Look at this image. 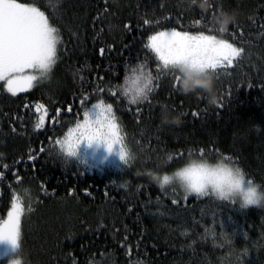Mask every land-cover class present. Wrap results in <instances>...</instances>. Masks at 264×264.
Listing matches in <instances>:
<instances>
[{
  "label": "trees",
  "instance_id": "trees-1",
  "mask_svg": "<svg viewBox=\"0 0 264 264\" xmlns=\"http://www.w3.org/2000/svg\"><path fill=\"white\" fill-rule=\"evenodd\" d=\"M37 6L60 30L56 63L27 91L12 95L0 84V165H8L0 167V217L15 192L26 208L21 264H264V207L245 209L215 196L185 199L180 188L161 189L146 173L201 160L203 149L204 160L231 157L264 186V0H38ZM222 15L232 18L225 33L218 31ZM168 29L230 41L234 35L243 47L233 67L212 74L216 103L200 89L185 94L182 82L174 87L168 72L154 81L148 101L117 102L108 89L122 85L130 69L147 63L156 75L157 60L144 45ZM100 99L113 104L123 126L127 164L99 163L80 149L70 158L55 143Z\"/></svg>",
  "mask_w": 264,
  "mask_h": 264
},
{
  "label": "snow or ice",
  "instance_id": "snow-or-ice-1",
  "mask_svg": "<svg viewBox=\"0 0 264 264\" xmlns=\"http://www.w3.org/2000/svg\"><path fill=\"white\" fill-rule=\"evenodd\" d=\"M37 3L38 0H28L23 3L18 0H0V81L4 82L7 91L12 95L32 87L33 82L38 79V75L27 74L26 70L38 73L39 77L47 76L56 63L58 45L63 43L59 28L50 24V17L37 6ZM152 23L150 20H144L146 25ZM199 23V20L194 21V24ZM128 27L125 25V28ZM218 31L226 32L223 28ZM233 41L204 32L191 34L175 29L156 32L148 37L144 45L155 55L156 75H153L147 63H141L130 69V74H126L124 83L115 86V91L108 89L109 94L116 98L117 102L123 97L129 105L142 104L149 100L150 94L158 87L154 81H158L162 73L174 74V87H177L182 82L181 66L200 73L216 74L218 77L220 70L233 67L244 52L243 47H238ZM105 90V88L97 87L96 92L102 93ZM117 92L120 93L119 96ZM87 100L88 97L85 96L80 101L81 105H84ZM36 107L39 110L44 106ZM68 111L72 109L69 108ZM44 115H47V109H44ZM58 115L59 112H57ZM43 122L44 116H41L40 123L36 127H41ZM124 140L123 126L116 116L113 104L100 99L91 106V109L84 108L82 122L78 120L75 129L69 130L64 140H56L55 143L60 145L64 154L70 158L77 156L80 145L85 141L88 145L94 142L103 143L109 153L114 150V146H118L119 158L123 164H127L132 157ZM41 151L44 149L42 148ZM189 154L191 155V152ZM220 155L222 160L236 164L231 157ZM200 156L199 162L189 164L178 173L189 189L184 198L187 199L188 196L195 194L197 197L215 196L219 200L226 201L225 189L233 187L231 169L224 165L210 167L203 159V149H200ZM171 158L169 156V159ZM0 167L7 168L8 165H0ZM2 177L3 172H0V178ZM17 180L19 182V177ZM168 182L169 177L165 175L162 185ZM162 185L161 189H163ZM232 202L235 201L232 200ZM173 203L177 201L173 200ZM31 210L29 205L27 211ZM25 211L21 197L13 192L6 214L7 218L0 217V243L9 244L14 253L6 264H21L15 257L22 251L21 222Z\"/></svg>",
  "mask_w": 264,
  "mask_h": 264
},
{
  "label": "clouds",
  "instance_id": "clouds-1",
  "mask_svg": "<svg viewBox=\"0 0 264 264\" xmlns=\"http://www.w3.org/2000/svg\"><path fill=\"white\" fill-rule=\"evenodd\" d=\"M231 19L232 18L227 15L221 16L219 23L224 30H226L227 25L231 23ZM180 71L183 73L181 90L185 94L195 92L197 89H200L207 94L209 103H216L214 80L211 73H200L186 66H181ZM168 119L169 117L165 115V122H167ZM178 121L179 116L173 118V122ZM193 162L199 161L193 160L189 164ZM206 163L210 167L224 165L231 169L233 187L231 189H225L224 199L226 201L234 200L240 205V207L245 209L250 207H264V186L249 178L248 174L242 167L237 164H231L228 161L222 159L215 163H209L207 161ZM188 165L176 169L168 174L161 175L153 173L151 174L150 179L161 188L163 177L167 175L169 177V182L162 185L163 189L171 185H178L184 193H188L189 189L186 182L178 175V173H180ZM217 195H219V193H217Z\"/></svg>",
  "mask_w": 264,
  "mask_h": 264
},
{
  "label": "rangeland",
  "instance_id": "rangeland-1",
  "mask_svg": "<svg viewBox=\"0 0 264 264\" xmlns=\"http://www.w3.org/2000/svg\"><path fill=\"white\" fill-rule=\"evenodd\" d=\"M168 30H170V29H168ZM168 30H162V31H168ZM177 31H180V30H177ZM26 73L27 74H36V75H38V79L35 82H33L32 87L38 81H40L42 79H45L49 75V73H48L47 76H45V77H39V74L38 73H33L32 70H26ZM0 84L7 91L6 87L4 86V82L3 81H0ZM32 87L28 88L27 90L31 89ZM27 90H25V91H27ZM20 92H23V91H19L18 93H20ZM65 137H64V139H65ZM79 149L82 152L86 153V154H90V155L93 154L95 157L99 158L100 159V162L99 163H112L113 165L118 166L120 164V162H121V160L119 158V155H118V146H114V150L111 153H109L107 151L106 146L103 143H96V142H94L92 144L91 148H90V145H88L87 142H82V144L80 145ZM196 161H199V160H196ZM207 162H209V163H215L217 161H207ZM189 163H187L185 165H188ZM185 165H183V166H185ZM183 166H181V167H183ZM181 167H178L176 169H179ZM173 171H170V172L146 171V173L149 176H151V174H153V173H155V174H161L162 175V174L171 173ZM175 186H177L178 188H180L178 185H175ZM6 218H7V216H6ZM13 256H14V253H13V251L11 249V246L9 244H7V243H0V264H3V263L6 264V261L9 258L13 257ZM15 258L16 259H19L20 262H21V256H20V254H18Z\"/></svg>",
  "mask_w": 264,
  "mask_h": 264
},
{
  "label": "bare ground",
  "instance_id": "bare-ground-1",
  "mask_svg": "<svg viewBox=\"0 0 264 264\" xmlns=\"http://www.w3.org/2000/svg\"><path fill=\"white\" fill-rule=\"evenodd\" d=\"M86 142V141H85ZM84 146V145H83ZM84 151V150H83ZM4 264V263H3Z\"/></svg>",
  "mask_w": 264,
  "mask_h": 264
}]
</instances>
